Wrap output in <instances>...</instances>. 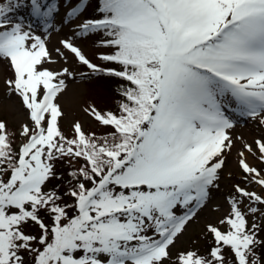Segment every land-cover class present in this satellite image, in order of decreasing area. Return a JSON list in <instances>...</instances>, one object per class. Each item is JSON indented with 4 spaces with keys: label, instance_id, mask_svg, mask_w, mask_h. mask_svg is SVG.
Masks as SVG:
<instances>
[{
    "label": "snow or ice",
    "instance_id": "1",
    "mask_svg": "<svg viewBox=\"0 0 264 264\" xmlns=\"http://www.w3.org/2000/svg\"><path fill=\"white\" fill-rule=\"evenodd\" d=\"M73 21L75 36L103 33L106 66L71 38L56 57L86 68L82 80L122 82L117 111L83 109L101 134L80 121L64 134L58 101L76 73L45 67L58 61L44 33ZM0 61L28 119L18 131L0 120V264H264V169L249 160L264 164V0H6ZM240 118L260 132L251 143L233 138ZM236 141L242 183L205 225L210 247L173 254ZM80 161L65 191L48 188L57 162Z\"/></svg>",
    "mask_w": 264,
    "mask_h": 264
},
{
    "label": "rangeland",
    "instance_id": "2",
    "mask_svg": "<svg viewBox=\"0 0 264 264\" xmlns=\"http://www.w3.org/2000/svg\"><path fill=\"white\" fill-rule=\"evenodd\" d=\"M0 2H6V0H0ZM65 9L61 7V14ZM98 14L93 13L91 9L84 14L86 18H94ZM16 17L23 16L26 20L31 19L28 16L27 9L22 10L15 14ZM59 19V17H57ZM38 32H43V29L39 25H35ZM78 31L77 22H70L63 27H57L49 33H44L47 39V45L53 56L57 58L55 65H45V67L58 70L62 67H69L76 75L75 78L67 80L68 87L65 93L59 98V103L62 106L64 112V118L60 121L61 130L65 135H71V125L74 121H80L86 132H96L101 134L105 129L99 127L94 121L88 119L83 112V109L89 104H95L101 110L117 111L119 97L115 96L111 91V79L109 77H93L91 80H82L80 78V72H86L87 69L80 66L74 58L69 56L68 62L64 63L56 57L55 48L62 47L60 41L71 38L76 43L85 55L93 62L106 66L98 59V55L101 52H106L108 49L100 47L101 39L105 38L103 33L90 34L87 37H78L73 35ZM11 76V72L8 70L6 62L0 61V120L8 123L10 131H18L22 123L28 122L26 111L23 109L20 100L16 96H9L6 91L4 81ZM260 134L255 122L247 120L246 118H240L236 124L235 129L232 131L233 138L236 136H242L249 143ZM19 138L16 139V145L19 144ZM14 145V147L16 146ZM240 148V142L236 141L235 147L232 153L227 157L226 167L222 173L221 188L213 193L212 200L207 208L202 210L198 216L189 223L186 231L176 241V245L172 248L173 254L180 250H187L189 248L198 249L202 254L210 247V237L205 235V225L208 222H216L224 213L228 211V205L226 203V197L230 195L232 191V185L234 183H242L241 174L237 167L236 154ZM250 162L258 168L264 169V164L255 163L253 158L249 157ZM79 163L72 165L67 162H57L56 169L58 175L63 177V180H55L49 182L48 188H53L60 185V192H63L68 187L67 173L75 167H78ZM231 173V177H228V173ZM250 190L253 186H249ZM251 219V217H250ZM47 222V218L45 217ZM264 235V233H262Z\"/></svg>",
    "mask_w": 264,
    "mask_h": 264
},
{
    "label": "trees",
    "instance_id": "3",
    "mask_svg": "<svg viewBox=\"0 0 264 264\" xmlns=\"http://www.w3.org/2000/svg\"><path fill=\"white\" fill-rule=\"evenodd\" d=\"M107 66L115 67V65H107ZM110 79L112 80L111 81V91L115 96L119 97L120 99L119 87L122 82L118 78H110Z\"/></svg>",
    "mask_w": 264,
    "mask_h": 264
}]
</instances>
